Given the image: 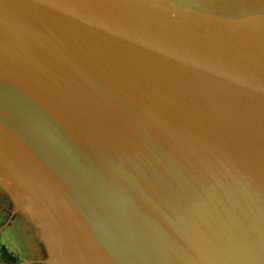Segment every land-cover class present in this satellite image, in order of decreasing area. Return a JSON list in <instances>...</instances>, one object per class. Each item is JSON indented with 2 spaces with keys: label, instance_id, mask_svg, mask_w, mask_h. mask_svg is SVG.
<instances>
[{
  "label": "water",
  "instance_id": "water-1",
  "mask_svg": "<svg viewBox=\"0 0 264 264\" xmlns=\"http://www.w3.org/2000/svg\"><path fill=\"white\" fill-rule=\"evenodd\" d=\"M0 188L16 264H264V0H0Z\"/></svg>",
  "mask_w": 264,
  "mask_h": 264
},
{
  "label": "rangeland",
  "instance_id": "rangeland-1",
  "mask_svg": "<svg viewBox=\"0 0 264 264\" xmlns=\"http://www.w3.org/2000/svg\"><path fill=\"white\" fill-rule=\"evenodd\" d=\"M13 201L0 188V228L7 222ZM48 258L46 247L18 211H13L9 221L0 229V264H16L26 260ZM23 264H40L37 261Z\"/></svg>",
  "mask_w": 264,
  "mask_h": 264
}]
</instances>
